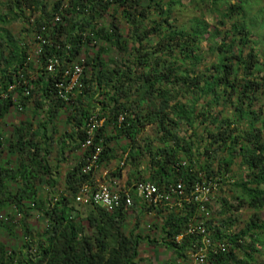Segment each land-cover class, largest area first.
Instances as JSON below:
<instances>
[{
  "label": "trees",
  "instance_id": "16d2710c",
  "mask_svg": "<svg viewBox=\"0 0 264 264\" xmlns=\"http://www.w3.org/2000/svg\"><path fill=\"white\" fill-rule=\"evenodd\" d=\"M257 1L189 0L194 17L183 21L177 13L179 0L0 1V121L10 108L33 100L41 136L39 144L28 123L13 128L11 148L20 159L15 176L1 166L0 137V194L7 191V182H21L12 203L23 236L17 253L0 245V264H140L139 247L148 239L123 233V206L111 213L92 206L88 232L76 223L69 198L83 184H93L95 172L83 173L91 147L68 173L65 193L53 198L34 189L36 181L55 169L48 162L53 140L48 135L61 112H66L74 146L61 143L59 158L66 149L81 150L95 117L101 123L93 141L102 148L99 167L115 144L126 142L120 162L126 156L123 166L139 182L162 189L181 181L188 193L201 179L217 180L223 194L218 212L227 216L220 222L210 217L206 230L215 241L226 239L232 249L209 255L207 264H256L264 253V215H258L264 212V61L256 49L264 47V36L257 35L264 27V8ZM15 23L27 27L24 36L17 38L7 28ZM42 28L47 44L33 63L35 36ZM101 43L114 51L110 57ZM89 45L96 52L78 62ZM52 58L58 66L48 72ZM73 64L83 67L81 88L65 103L55 85ZM10 86L14 88L8 92ZM148 128L156 137L146 134ZM182 130L186 135L181 137ZM26 202L45 222L39 232L25 224L31 210ZM138 202L134 199V205ZM141 208L160 214L170 206ZM241 210L253 215L233 234L234 213ZM195 216L191 204L165 218L156 242L171 252V264L187 262L193 243L200 240L187 235L175 242Z\"/></svg>",
  "mask_w": 264,
  "mask_h": 264
},
{
  "label": "rangeland",
  "instance_id": "374dc122",
  "mask_svg": "<svg viewBox=\"0 0 264 264\" xmlns=\"http://www.w3.org/2000/svg\"><path fill=\"white\" fill-rule=\"evenodd\" d=\"M4 1V0H0ZM53 0H49V2H52ZM181 4V8H179L177 13H180L182 17L179 15V21H183L184 18L188 17H194L193 11L191 9V6H189V0H179ZM233 2V0H231ZM253 2V1H252ZM260 6L259 8H264V0H258L257 1ZM263 19H264V12L262 13ZM109 19V18H108ZM207 19V18H206ZM263 19H259L258 21L263 23ZM206 21L211 23V18H208ZM108 21H103V24H106ZM124 26V24H122ZM7 28L11 31V33L15 37H19L23 34H25V29H27L26 26L15 23V24H9ZM260 38L264 36V27H262L261 31L258 30ZM24 36V35H23ZM256 38H252V40H256ZM101 46L106 48L108 50L109 57L114 53V51L106 46L105 44L101 43ZM257 50H260V56L261 59L264 61V47H262V44H259L256 46ZM202 52H206V48L203 47ZM96 52V49L92 47L91 45L86 46L83 48L82 53L78 59V62H83L85 58L88 56H91ZM107 58V55H105ZM209 60L210 57H207ZM33 63L36 62L34 58L31 60ZM37 107L34 106L33 100H28L25 103V106L22 108V111L15 110L14 107L10 108V112L5 116V118L0 121V137H1V143L3 145V150L1 153V166L3 168H6L8 171L12 173V176L16 175V170L18 169V156L16 152L11 148V119L14 121H18L20 124L24 122V119H31L33 125H36L37 118L35 115L38 114ZM66 112H61L60 117L55 122V128L54 132L51 133L53 140L50 144L51 146V152L48 155L49 160L55 158L58 152V142L60 138L63 136V134H66L68 132V124L66 122ZM32 125V127H33ZM32 130V129H31ZM51 132V128L49 129V133ZM146 134L153 138L156 137L154 130L152 131L151 128H148L146 131ZM188 134V133H187ZM181 137L186 135V131L182 130L179 134ZM38 143L40 142L39 139H37ZM34 140V142H37ZM15 143V142H14ZM12 143V144H14ZM40 144V143H39ZM153 145L157 147L159 143L157 141H154ZM120 147V146H119ZM41 149L42 146H39ZM121 149L123 147H120ZM27 146H25V153L27 152ZM25 158V157H24ZM120 164V159L117 162V166ZM17 183V182H16ZM11 181V183L7 182L6 188L7 191L0 194V245H3L4 248L8 251L17 253L20 250V247L23 243V236L20 230V218L16 215L14 204L12 203V199L14 196V193L17 191V184ZM37 186V185H36ZM60 189H58V192ZM225 191V190H224ZM55 192L50 195V197H57V193ZM61 193V192H60ZM226 193V191H225ZM76 195V194H75ZM70 196L69 201L71 203V206L76 214V223L83 227L85 232H88V226L86 223V218L93 212L92 206H78L75 204L74 197ZM227 195V194H225ZM223 194L218 195L217 200H221V197ZM179 202L173 203V205L169 209H164L160 211V214L154 213V211L146 212L145 210H142L141 203L138 202L134 207L130 210H126L125 215V221L123 224V233L128 235L130 232H134L135 234H138L144 238H147V242L142 243L139 247V254L142 257L143 260H147L148 264H166L168 260H171V252L168 249H165L162 245L158 244L157 242L160 241L162 238L161 236V226L164 223L165 218L171 214V213H177L178 208L176 204ZM25 208H31V210L27 209V217L25 219V224L28 227L29 231L31 232H39L45 225V222L42 220V217L38 216L36 211L34 210V207H31L30 202L25 203ZM210 209V217L214 221L220 222L223 217H226L227 215L222 216L219 211L218 204H212L209 206ZM253 215L252 211L249 210H241L239 212L234 213V218H236L238 221L236 224H234L230 228L231 233H237L239 230L243 229L245 227L246 221L248 217H251ZM259 217L264 215V212L258 213ZM149 241H154L155 243H148ZM157 241V242H156ZM152 245V246H151ZM256 264H264V253L261 257L256 258Z\"/></svg>",
  "mask_w": 264,
  "mask_h": 264
},
{
  "label": "built area",
  "instance_id": "2783aa9c",
  "mask_svg": "<svg viewBox=\"0 0 264 264\" xmlns=\"http://www.w3.org/2000/svg\"><path fill=\"white\" fill-rule=\"evenodd\" d=\"M55 21H59L58 17ZM45 28H42L35 36L36 47L32 58L38 57L43 47L47 44V40L43 37L42 33ZM58 66V61L52 58L48 61L46 70L48 72H54ZM83 67L79 64H73L63 71V80L59 81L55 85L57 91V97L65 103H69L72 100L75 91L81 88L80 77L82 75ZM14 87H9L8 92ZM29 93L25 92L27 96ZM5 96V95H2ZM17 110L22 111L19 107ZM119 120H122L120 118ZM100 122L92 117L87 125L86 137L81 145L82 150H86L91 147L90 156L87 160V164L83 168V173L95 172L99 169V156L101 154V145H94V133L100 126ZM126 156H123L120 162L121 167H125ZM181 166H186L183 162ZM134 197L129 192L121 191L118 187V182L114 178H109V181L100 185L83 184L79 187L74 201L78 206H95L102 208L107 213L113 212L115 209L123 206L126 210H130L134 207V199L138 200L142 205L146 207H156L161 205H169L173 203L177 207L183 205H195L196 216L192 222L188 224L186 231L176 237L175 242H179L187 235H196L200 238L193 243L191 251L188 253L187 262L180 260L174 262V264H207L209 255L218 256L228 253L232 249V244L226 239L213 240L211 235L206 230V225L210 218V212L208 206L217 204V197L220 193V186L217 180L214 179H201L196 182L190 191L187 193L183 182L178 181L175 184L168 185L162 189L158 188L154 183L139 182L133 189ZM1 219V216H0Z\"/></svg>",
  "mask_w": 264,
  "mask_h": 264
},
{
  "label": "crops",
  "instance_id": "0c3cea01",
  "mask_svg": "<svg viewBox=\"0 0 264 264\" xmlns=\"http://www.w3.org/2000/svg\"><path fill=\"white\" fill-rule=\"evenodd\" d=\"M39 119H37V122ZM23 123H28L31 126V132H33V136L40 140V132L37 130V124L33 125L31 119H24ZM23 123H19L18 121H14L11 119V131L14 127L21 128ZM33 125V127H32ZM12 133V132H11ZM13 136V135H12ZM71 136V130L68 127V132L63 134L60 138L58 145L60 148L61 143L67 146H74V141L69 138ZM126 142H120L115 144L112 149L113 152L108 155L110 157L107 161L102 163L97 171H95L93 175V185H100L102 183H106L109 181V178H114L118 182V187L121 191L131 192L133 191L135 185L139 182L134 174H132L131 169L127 167L117 166V162L121 157L122 150L124 149ZM123 147L122 149L120 147ZM59 148L57 149L59 151ZM84 150H65L63 158L55 156V158L49 160L48 162L53 169L52 175L48 178L42 177L39 182L36 181V187L40 194H48L55 193L59 191L62 193L66 191V179L68 173L73 169L74 166L78 165L81 162L82 153ZM141 174L144 173L145 168L141 165L139 167ZM17 188L20 187L21 182L16 180ZM172 260H168L166 264H171ZM174 263V262H173ZM172 263V264H173ZM140 264H148L147 260H143L140 256Z\"/></svg>",
  "mask_w": 264,
  "mask_h": 264
}]
</instances>
